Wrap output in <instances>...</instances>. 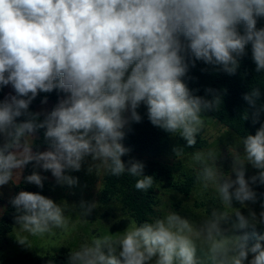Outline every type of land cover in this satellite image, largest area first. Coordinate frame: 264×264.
<instances>
[{
	"label": "clouds",
	"instance_id": "1",
	"mask_svg": "<svg viewBox=\"0 0 264 264\" xmlns=\"http://www.w3.org/2000/svg\"><path fill=\"white\" fill-rule=\"evenodd\" d=\"M259 18L264 0H0V86L16 92L0 101V186L29 164L50 171L57 184L76 186L78 178L66 173L80 171L90 157L89 173H127L137 178L138 191L153 189L143 162L122 160L130 152L122 143L126 130L142 119L137 109L143 104L153 126L196 145L211 119L204 113L218 111L222 96L210 88L194 95L184 78L196 61L235 75L249 45L255 71L264 72ZM54 89L66 96L50 112L29 110L40 92ZM260 97L254 87L243 99L256 108ZM260 111L264 105L252 114L253 124ZM41 129L48 150L33 151L28 140ZM240 143L244 152L231 154L229 175L218 166L216 149H173L178 160L189 154L197 170L191 195L203 198L211 189L221 209L198 221L176 211L139 224L131 219L123 232L89 235L70 249L68 264H264L258 231L264 211L249 206L257 201L252 185H264V124ZM246 165L257 174L246 179ZM45 179L35 170L23 177L40 188ZM10 203L15 239L28 249L34 248L29 237L69 234L88 223L97 206L82 201L76 212L67 201L23 190ZM250 238L256 242L250 245Z\"/></svg>",
	"mask_w": 264,
	"mask_h": 264
},
{
	"label": "trees",
	"instance_id": "2",
	"mask_svg": "<svg viewBox=\"0 0 264 264\" xmlns=\"http://www.w3.org/2000/svg\"><path fill=\"white\" fill-rule=\"evenodd\" d=\"M257 27H264V18L258 19ZM255 67L251 56V46L249 45L247 55L240 59V67L235 75H228L202 61H196L195 67L190 66L189 72L184 78L187 86L193 91L194 95L206 96L205 90L209 88L221 94L222 103L219 110L208 111L204 115L216 120L235 133L240 139L248 134L254 135L261 124H264V111H260L258 122L255 124L252 123V114L261 105H264V72L257 73ZM7 86L12 87L11 84ZM7 86H0V101L4 100V92ZM254 87H259L261 90V97L257 101L256 108L249 106L247 101L243 99L244 95ZM14 95H16V92L13 88L12 96ZM65 95V93L58 89H54L49 93L40 92L30 104L29 110L36 112V107L47 98L46 101L52 103L48 110L50 112L56 106L58 100ZM208 98L211 97L208 96ZM137 111L142 119L139 123L132 122L130 124V130H126L127 134L122 143L125 147L130 148V152L133 153H147L152 156L161 155L168 148L172 134L151 124L147 117V109L143 104ZM245 112L248 113L249 119L243 121L241 117ZM24 119L22 116L18 118V121H23ZM41 119H43V116H41ZM35 134L37 137L31 144L33 145V150L48 149V145L44 139V130L41 129ZM144 175L154 176L155 178L154 188L148 192L138 191L134 187L137 178L127 173L120 177L104 174L99 202L104 204L116 200L119 202L123 212L128 214L132 219H135L138 224L145 221L150 222L151 219L158 217L155 210L154 190L161 177L168 178V171L165 167L157 163H152ZM56 184V180L50 183L44 182L43 188L19 184L14 187V193L18 190H24L46 196L49 188ZM193 184V178L189 177L180 184H173L172 187L177 192L188 195ZM10 200L7 202L0 216V238L7 236L15 227L14 217L16 211L11 205ZM260 200L264 202V185L260 189ZM258 231L264 232V228H260ZM255 242L254 238H250V245ZM261 243L264 244V242ZM0 264H68V254L60 252L57 255H46L42 257L18 254L14 257H7L1 260Z\"/></svg>",
	"mask_w": 264,
	"mask_h": 264
},
{
	"label": "rangeland",
	"instance_id": "3",
	"mask_svg": "<svg viewBox=\"0 0 264 264\" xmlns=\"http://www.w3.org/2000/svg\"><path fill=\"white\" fill-rule=\"evenodd\" d=\"M206 123L208 127L197 136V144L194 146H187L186 141L179 135H171L168 148L159 156L129 152L122 157L125 164L129 160L143 162L145 165L144 173L152 163H157L167 169L168 178L161 177L154 190L155 210L158 217L163 216L167 211H176L183 217H189L198 221L206 216L212 208L221 209L222 206L215 198V193L211 189L204 194L203 198L191 195L194 191H197L195 179L197 170L189 166V154H186L183 159L178 160L173 151L174 148H183L187 153L197 150L216 149L219 152L217 164L222 167L221 171L229 175L232 164L231 154L236 151L240 154L244 152L243 145L240 143L241 139L212 118L207 120ZM90 163L91 158L88 157L80 171H67L66 174L78 178L76 186L69 187L56 184L49 188L48 194L45 196L57 203L67 201L69 205H76V212L81 210L79 205L82 201L86 203L95 202L97 206L85 217L89 222L78 224L76 229L69 234L57 231L55 235L44 239L29 237L34 247L32 249H28L17 242L14 236L16 234L14 227L11 233L4 238H0V261L18 254H27L33 257L57 255L60 252L68 254L71 248L77 247L89 235H102L106 231H109L110 234H115L123 232L127 228L129 220L132 218L123 212L119 202L116 200L104 204L99 202L104 174L97 176L95 172L89 173L87 169ZM257 172L258 170L254 169L251 165H246V179L257 174ZM189 177L193 178L194 184L188 195L181 194L173 189V184H180ZM233 178H235L234 174ZM45 182L48 181L46 180ZM252 187L257 193V201L254 204L249 203V206L259 213L260 211H264V208H262L264 202L260 200L262 185L255 184ZM2 196L5 197V193ZM232 205L236 208L241 207L239 202L235 200H233ZM2 207L0 199V210ZM242 211L246 212V209H242ZM251 258L250 254L248 259L251 260ZM245 264H248V261H245Z\"/></svg>",
	"mask_w": 264,
	"mask_h": 264
},
{
	"label": "crops",
	"instance_id": "4",
	"mask_svg": "<svg viewBox=\"0 0 264 264\" xmlns=\"http://www.w3.org/2000/svg\"><path fill=\"white\" fill-rule=\"evenodd\" d=\"M13 93V88L11 86H7L5 88V92H4V99L5 98H10L12 96ZM66 96V95H65ZM65 96L61 97L58 102L65 98ZM57 102V103H58ZM52 103L50 101H46L45 102H41L37 107H36V112L39 113H47L48 110L50 109ZM57 105V104H56ZM34 139L29 138L28 143L31 145L32 142L36 139V134H33ZM48 150L47 148H42L39 149L38 151H46ZM34 151V150H33ZM38 171L42 176L47 177V179H45L43 182H45L46 180L48 182H53L55 179V177L52 176L50 171H44L42 169H34L32 164H29L28 166H26L23 170L22 173L21 172H17L14 174L12 181H10L8 184L4 185V186H0V199H1V203L3 205L2 209L0 210V216L2 215L7 202L14 197L16 194H18L19 191L22 190H18L17 192L14 193V187L19 185V184H24V185H28V186H36L35 184H31V183H27L23 180V177H26L27 175L32 174L33 171ZM5 193V197H3L2 195ZM24 191V190H23ZM15 194V195H14ZM14 195V196H13Z\"/></svg>",
	"mask_w": 264,
	"mask_h": 264
}]
</instances>
